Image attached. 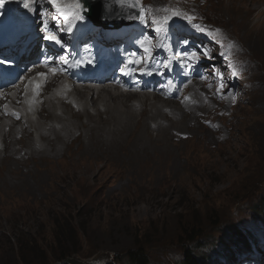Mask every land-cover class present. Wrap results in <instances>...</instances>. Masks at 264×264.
<instances>
[{
  "label": "rangeland",
  "instance_id": "1",
  "mask_svg": "<svg viewBox=\"0 0 264 264\" xmlns=\"http://www.w3.org/2000/svg\"><path fill=\"white\" fill-rule=\"evenodd\" d=\"M165 1L149 3L160 11ZM175 5L184 29L180 36L194 40L178 44L163 37L156 46L160 87L125 94L133 111L161 112L157 119H165L171 139L156 137L158 130H149L156 121L149 119L112 152L99 146L88 151L74 140L66 149L64 143L39 140L33 149L36 141L24 140L31 153L49 149L50 157L40 160L36 154L38 161L30 160L21 173L5 165L0 174V264H64L67 257L131 264L127 253L136 247L146 252L149 264H184L188 252L203 255L208 264H264V0H176ZM170 55L178 70L168 74L161 59ZM184 76L189 80L179 84ZM17 94L3 99L11 105L10 96ZM190 104L199 114L193 123ZM210 111L218 129L202 121L200 114ZM119 127L107 126L103 137L111 138ZM175 129L182 140L172 136ZM203 129L212 143L189 139ZM163 151L173 154L170 161ZM152 172L159 176L149 178ZM63 224L78 237L64 240ZM235 231L247 237L249 249L235 243ZM64 253L69 255L61 259Z\"/></svg>",
  "mask_w": 264,
  "mask_h": 264
},
{
  "label": "bare ground",
  "instance_id": "2",
  "mask_svg": "<svg viewBox=\"0 0 264 264\" xmlns=\"http://www.w3.org/2000/svg\"><path fill=\"white\" fill-rule=\"evenodd\" d=\"M148 4H149L151 11H153V12L159 11L151 3H148ZM219 30H221V29H219ZM224 34L226 36H228L225 31H224ZM228 37L232 41L236 42L241 47V49L244 48L238 41H235L234 38H232L230 36H228ZM262 44L263 43H261V45ZM187 80H189V79L188 78L184 79V81H187ZM191 85H192V87H194L195 85H197V81H195ZM111 90L112 89H106V88L101 89V90H94V89L88 88L86 86H84L82 88H76L75 87L74 91L72 93H68V95H66V96L62 95L59 92L53 91L49 94L50 98L44 99L41 110L38 112V114H39L38 118H36V120H34V121H30V120L26 119L19 112L18 109L12 107L10 104H5L4 101H0V174L4 171L5 165L6 166H12L14 171H19L18 173H21L23 168L28 167V163L30 160H32L30 163L38 161L36 156H35L38 151L34 150L31 153V151H29L27 149L26 145L23 143L24 140L36 141L35 145L31 144L33 149L39 148L36 145V144H39V140H53L54 144L55 143H64L65 147L62 149H66L67 146H69V145H67V142H72L74 140V141H79L80 146H82L83 149L89 148L88 151L96 152L97 146H99V149H102V148L107 149V150L109 149L112 152L115 148L117 150V148H119L122 144H124L125 142L130 140L131 137L133 136V134L139 128H141L143 130V128L148 125L149 119H150V121H153V120L156 121V123L153 126L150 125V127H149L150 131H151V128H154V127L158 130L156 137L157 136L160 137L161 140H163V141L164 140L169 141L171 139V135L169 133L170 127L168 128V126H167V128H166L165 126H163V125H166L165 124L166 121H164L165 119L164 120L162 119L163 121L161 120V122H159V119H157V117L162 115L161 112L156 111L155 114L153 112L154 115H152V114L150 115L149 114L150 111H148L147 109H144V110L137 113V112L133 111L134 106L132 107V104H128V102H129L127 99L128 97H125L126 96L125 94H119L116 91L111 92ZM130 93H132L136 96L138 92L137 91H131ZM72 94H75V99L72 98ZM195 94H197V93H195ZM169 95L172 96L173 94H169ZM145 96H147V95H145ZM153 99H156V97L154 96ZM197 99H199V98H197ZM12 102L16 104V99H13ZM103 102H106V109L105 110H102L104 108ZM191 102L192 101L190 100V103ZM27 103L29 105H31L32 99H28ZM156 103H158V102H156ZM156 103H153V104H156ZM158 106H160V105H158ZM162 106H161V108H162ZM190 106L191 107L187 110L189 111V113L191 115V120H192L191 122L193 123V122H195V119H196L195 115L198 112L195 113L196 109L193 106V104L192 105L190 104ZM191 108L193 110H190ZM114 109L118 110V114H120L119 116H118V114L114 113ZM155 109L156 108L154 107V110ZM157 110H159L158 107H157ZM198 110H200V109H198ZM152 111H153V109H152ZM178 112H179V110H178ZM122 115L125 116L124 120L122 119ZM197 115L199 116V114H197ZM200 115L202 117V121H203L206 128L218 129V124L215 123L214 118H211V119L208 118V116H215L213 111H210L209 113H201ZM167 116H168V114H167ZM179 117L180 116H178V118ZM84 118H85V120H84ZM178 118H176V119H178ZM173 119H174V117H173ZM174 121H176V120H174ZM114 123L120 124L121 127H119L120 128L119 132L114 133L111 138L105 139L103 137L105 128L109 125H113ZM188 124L189 123H187V125ZM207 125H209L210 127H208ZM77 128H79L80 131H78L77 134H73L74 133L73 130L77 129ZM66 131L68 134H67V136H64L63 134ZM86 131H90L91 133L89 135H87L85 133ZM171 131L172 130H170V132ZM176 131H177V129H175V131H173L172 136L173 137L177 136L182 140V135L180 134V132H176ZM219 131H220V127H219ZM36 133H37V135H35ZM17 134H19V137H17ZM53 135H54V137L50 138ZM210 135L211 134H209L206 129H203L199 135H196L194 133V135L190 136L189 139L190 140H202V142L210 143L212 141ZM145 136L151 137V138L154 137L149 131H145ZM171 141L175 142V143H181L180 140H175L174 138ZM222 141H224V140L222 139ZM177 145H179V144H177ZM17 146H19V147H17ZM40 150H41V148H40ZM49 151L50 150L47 149V151H45L44 153L37 154L39 156V159L40 160H47V157H50V155L48 154ZM20 152H23L22 153L23 156L19 155ZM57 152H58V149L53 147V151H52L51 155L55 156V155H57L56 154ZM97 153H98V151H97ZM161 153H162V156L165 158L166 161H170V159L173 155L170 151H163ZM114 154H116V153H114ZM82 156H83V154H82ZM152 170H153V168H152ZM62 175H64V173H62ZM133 175H135V174H133ZM148 176H149V178L154 179V178H156V176H159V175L157 173L152 172V173L148 174ZM14 177H16V176H14ZM141 179H145V177H143V178L141 177ZM41 180H42V178H41ZM42 183H45V182H42ZM30 192H32V190ZM35 192H36V190H35ZM32 194H33V192H32ZM46 195H48V194H46ZM248 248H249V246H248Z\"/></svg>",
  "mask_w": 264,
  "mask_h": 264
},
{
  "label": "snow or ice",
  "instance_id": "3",
  "mask_svg": "<svg viewBox=\"0 0 264 264\" xmlns=\"http://www.w3.org/2000/svg\"><path fill=\"white\" fill-rule=\"evenodd\" d=\"M4 2L5 0H0V8H2L4 6ZM39 0H34V3H38ZM48 3L53 7L55 8L56 10V13L59 15V16H62L64 21L67 22L70 26L65 29L63 27H59L57 30L59 32H71L72 31V27H71V22H72V19H80L82 20L83 19V16L81 15H78L77 13H73L71 11H66L64 6H62V4L60 3V0H48ZM71 7L77 9V10H80L82 9V5L77 2L75 3L74 5H72ZM133 7H135V5H133ZM24 8L26 9H29L30 11H36L35 8H29V4L28 3H25L24 4ZM174 15L176 16H179L180 13L179 12H175ZM56 17H54L55 19ZM140 21H142L145 25H148L149 24V21L147 19H145V16L143 13L139 14V16L137 17ZM171 17H164L163 18V22H167L168 20H170ZM186 20H188L189 22H192L195 18L192 17V16H186L185 17ZM152 23H160L159 21H155L153 20ZM197 28H199L200 26L199 25H196ZM157 31H160V28H157L156 29ZM202 30V29H201ZM43 39H45L46 41H50V42H54L56 45H60L61 48H66V45L62 42L61 38L56 35L54 32L52 31H49L47 33V35H45L43 37ZM141 43L143 44L144 41H141ZM52 60L51 57L48 58V60L46 61L47 62H50ZM59 60L63 63V64H67L68 63V60H67V57L66 56H60L59 57ZM2 63V62H0ZM80 65V61H75L74 62V66H79ZM53 71H55V69H53ZM141 71L143 72V69H141ZM41 76L45 75L44 73H40Z\"/></svg>",
  "mask_w": 264,
  "mask_h": 264
},
{
  "label": "trees",
  "instance_id": "4",
  "mask_svg": "<svg viewBox=\"0 0 264 264\" xmlns=\"http://www.w3.org/2000/svg\"><path fill=\"white\" fill-rule=\"evenodd\" d=\"M261 220L264 221V215H263V218ZM59 229H63V237L62 238L66 241L67 240L72 241L73 239H75L74 235L76 237H78V234L73 232V230L69 224L67 226H64V224H63V225L59 226ZM191 232L194 233L195 229H192ZM234 234L237 236L236 241H235L236 244L244 243L245 246L248 247V241L249 240L243 234L242 231L241 232L235 231ZM190 237L192 238L193 235H190ZM230 252H231V250H230ZM68 255L69 254H66V253L62 254L61 259L66 258ZM127 258H129V261L131 264H149L146 252H144V250H142V249H139L138 247H136V249L129 250L127 253ZM184 264H208V259H206L203 255L200 256L199 254H194V253L188 252L187 256L185 258Z\"/></svg>",
  "mask_w": 264,
  "mask_h": 264
},
{
  "label": "water",
  "instance_id": "5",
  "mask_svg": "<svg viewBox=\"0 0 264 264\" xmlns=\"http://www.w3.org/2000/svg\"><path fill=\"white\" fill-rule=\"evenodd\" d=\"M72 257H68V259L63 260L64 264H99L98 262H94L93 260L83 262L79 259H71ZM105 263V262H104Z\"/></svg>",
  "mask_w": 264,
  "mask_h": 264
}]
</instances>
